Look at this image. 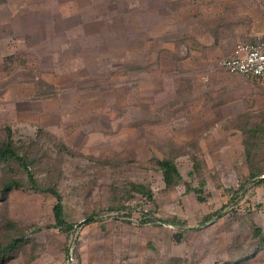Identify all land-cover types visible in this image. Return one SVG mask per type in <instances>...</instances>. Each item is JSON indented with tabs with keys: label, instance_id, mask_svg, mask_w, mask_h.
I'll return each instance as SVG.
<instances>
[{
	"label": "rangeland",
	"instance_id": "rangeland-1",
	"mask_svg": "<svg viewBox=\"0 0 264 264\" xmlns=\"http://www.w3.org/2000/svg\"><path fill=\"white\" fill-rule=\"evenodd\" d=\"M135 3L0 0V37L9 41L7 46H18L21 40L39 46L49 39L50 29L54 31L49 27L57 26L59 20H63L61 26L72 29L83 18L105 15L112 9L122 12ZM251 4V8L256 5L263 20L264 0ZM120 11L119 16L124 13ZM44 26L48 27L46 32ZM35 46L33 55L40 54ZM35 57H5V69L32 63V71L40 72L34 67L43 61L41 73L50 75L48 64L55 65V57L52 62ZM220 60L215 68L224 70ZM116 77L121 79L119 73ZM234 77L241 90V113L227 116L220 124L206 123L199 118L202 111L197 110L205 95L209 108L216 104L215 97H231L217 81L207 93L196 91L198 84L191 81L192 92L188 91L193 100L180 110L174 108L175 102L161 105L151 99L138 101L135 86L129 87L130 91L109 90L104 79L84 69L74 75L79 92L62 93L67 99L65 120L52 127H17L1 118L0 109V143L11 129L19 154L26 157L38 185L57 189L63 198L65 219L74 225L71 233L55 227L56 198L32 189L26 170L18 162L3 163L0 245L15 240L17 249L2 256L0 264H264V241L260 237L264 235V184L255 183L264 175L248 180L252 168L264 172V99L256 82L242 75ZM96 85L102 88L92 90ZM86 87L90 90L85 91ZM77 97L85 100L78 107L71 102ZM245 116L251 119L248 123L261 127L259 149L252 161L243 153L244 135L230 127ZM164 157L176 161L184 182L192 188L205 181L202 200L196 193L186 192L184 185L173 191L166 188L156 166V159ZM196 157L202 172L191 177ZM13 180L21 186L1 193ZM132 184L148 186L153 198L135 193ZM94 215V221L76 227ZM259 228L262 233L256 234ZM235 256L239 262H231Z\"/></svg>",
	"mask_w": 264,
	"mask_h": 264
},
{
	"label": "crops",
	"instance_id": "crops-1",
	"mask_svg": "<svg viewBox=\"0 0 264 264\" xmlns=\"http://www.w3.org/2000/svg\"><path fill=\"white\" fill-rule=\"evenodd\" d=\"M252 1L136 0L125 11L115 10L114 14L112 9L105 11V15L83 18L72 29L61 26L63 20H59L57 26L49 27L54 31L50 29L49 39L39 46L24 40L18 46H7L5 42L9 41L0 37L1 118L17 127L33 129L52 127L55 122L65 120L67 99L62 93L79 92L75 89L74 75L84 69L104 79L109 90L130 91L129 87L135 86L138 101L145 103L151 99L161 105L175 102L174 108L180 110L189 107L193 100L189 94L191 81L198 84L194 86L200 93L213 90L212 82L217 81L231 97L222 100L215 97L216 104L209 108L205 95L197 110L202 111L199 118L206 123H223L227 116L241 113V90L234 77L240 74L215 66L218 60L231 57L237 45L253 43L264 36V19L256 5L251 8ZM118 11L124 12L123 15L119 16ZM116 18L119 20L114 22L112 19ZM32 45L40 48V54L33 55ZM17 54L20 60L37 56L36 60L52 62L55 57L57 63L48 64L50 75L41 73L43 61L40 67H34L40 72L32 71V63L25 67L14 64L6 70L3 58L16 59ZM33 73L37 75L33 77ZM118 73L120 80L114 78ZM252 81L262 89L260 96L264 99V80ZM66 87L70 90H65ZM101 88L98 85L91 89ZM83 101L77 97L71 102L78 107Z\"/></svg>",
	"mask_w": 264,
	"mask_h": 264
},
{
	"label": "trees",
	"instance_id": "trees-1",
	"mask_svg": "<svg viewBox=\"0 0 264 264\" xmlns=\"http://www.w3.org/2000/svg\"><path fill=\"white\" fill-rule=\"evenodd\" d=\"M247 119V121H244ZM237 120V119H236ZM249 116H245L243 118L240 117L237 121H233L232 127L235 129L237 134L244 135V149L243 153L248 161H252L254 159V152L255 150H258V143H257V138H258V131L261 129L259 126H255L254 124L248 123L250 122ZM254 125V126H251ZM8 135L7 138L0 143V166L3 163H9L10 161H16L18 162L21 166H23L24 170H26V173L28 175V182L31 186L32 189L37 190V191H42V192H48L52 194L56 198V203L53 207V213L55 217V227L60 228L61 230L63 229L66 233H71L72 230L74 229L73 224H69L66 219H65V213H64V206H63V198L62 195L57 191L56 188H44L40 185H38V182L36 181L34 175L29 169V165L26 162V157L22 156L19 154V150L17 146L14 143V138L12 135L11 129H8ZM39 133V132H38ZM32 138V137H30ZM34 139V138H33ZM63 145V143H62ZM65 146V145H64ZM194 164H193V172L189 174V176L194 177L196 174L200 175L202 172V169H199V165L201 161L196 157L193 159ZM156 166L158 171L161 172L162 177H163V182L166 186L167 189L169 190H174L180 185L186 186V192H194L198 195V199L202 200V197L200 196L201 193L203 192V187L205 186V181L200 182V186L196 188H192L189 184L184 182V177L181 173V170L179 168V165L176 163V161L173 158L169 157H164L163 159H156ZM264 175L263 171H260L259 168H252L249 174V181L254 180L257 178H260L261 176ZM255 183H260L264 184V178H260ZM21 185L18 181H8L3 188V192L1 193L6 194L14 189L19 188ZM131 189L138 194L144 195L149 199L153 198V193L151 189L142 184H132ZM5 198V197H4ZM264 205V204H263ZM262 206V204L260 205ZM262 229H257L256 234L262 233ZM262 241H264V235H260ZM17 249V243L14 240L12 243L8 244L7 246H1L0 245V258L4 256L6 253H9L11 251H14ZM235 260V261H234ZM231 262H239L237 256L233 258Z\"/></svg>",
	"mask_w": 264,
	"mask_h": 264
},
{
	"label": "built area",
	"instance_id": "built-area-1",
	"mask_svg": "<svg viewBox=\"0 0 264 264\" xmlns=\"http://www.w3.org/2000/svg\"><path fill=\"white\" fill-rule=\"evenodd\" d=\"M220 66L250 80H264V36L256 42L237 45L233 55L222 59Z\"/></svg>",
	"mask_w": 264,
	"mask_h": 264
},
{
	"label": "water",
	"instance_id": "water-1",
	"mask_svg": "<svg viewBox=\"0 0 264 264\" xmlns=\"http://www.w3.org/2000/svg\"><path fill=\"white\" fill-rule=\"evenodd\" d=\"M222 214L218 215V218L221 217ZM96 219V215L89 217L83 221H81L80 223H78V225L76 226L78 229L82 228L83 226L87 225L88 223H91L92 221H94Z\"/></svg>",
	"mask_w": 264,
	"mask_h": 264
}]
</instances>
